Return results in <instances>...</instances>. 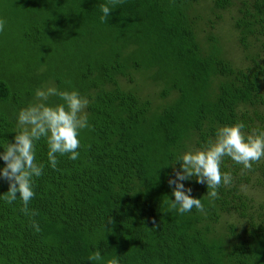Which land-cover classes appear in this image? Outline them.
Listing matches in <instances>:
<instances>
[{
  "label": "trees",
  "instance_id": "1",
  "mask_svg": "<svg viewBox=\"0 0 264 264\" xmlns=\"http://www.w3.org/2000/svg\"><path fill=\"white\" fill-rule=\"evenodd\" d=\"M199 1L123 0L102 21L108 0H0V152L41 87L86 97L91 126L80 133L79 158L58 155L55 170L46 141L36 142L45 166L29 204L37 215L0 197V264H94L88 257L96 251L119 264H264V181L252 180L264 175V159L242 172L225 157L221 171L233 184L214 201L206 184L183 181L204 213L179 214L167 203L180 154L203 148L220 126L264 130V56L235 66L216 36L201 42ZM212 1L210 28L220 19L215 10L233 6L240 46L264 37V0ZM151 82L160 89L156 103L140 90ZM242 185L262 187L263 199ZM7 192L0 179V196ZM225 216L239 227L223 228Z\"/></svg>",
  "mask_w": 264,
  "mask_h": 264
},
{
  "label": "clouds",
  "instance_id": "2",
  "mask_svg": "<svg viewBox=\"0 0 264 264\" xmlns=\"http://www.w3.org/2000/svg\"><path fill=\"white\" fill-rule=\"evenodd\" d=\"M123 0H108L101 4L103 13L101 20H105L112 12L111 6L122 3ZM6 21L0 18V32L4 31ZM50 97H58L62 103L50 105ZM36 102L20 109L17 113V128L13 142H8L0 152V160L5 167L0 169V179L7 181L8 192L2 197L6 203L12 204L19 199L22 202L21 211L30 217L37 213L29 208L34 198L33 184L44 171V164L36 159L35 144L42 138L48 146L47 160L52 169H57V156H68L70 160L79 158L82 130L91 129L87 113L84 111L89 100L81 96L76 90H59L56 87H41L35 91ZM246 125L238 121L231 126L217 128L215 137L210 138L203 148L190 150L177 157L180 169L174 170V176L168 179L169 187L174 185L172 196L168 198L170 211L179 214L190 212L193 208L204 213L201 199L193 198L191 188H185L183 181L195 178L198 184L207 185V197L210 201L219 199L218 189L223 186H232L233 177L230 172H222L221 164L225 157L234 163L242 165V172L252 171L253 164L264 159V130L253 128L250 132L244 131ZM246 186H241L245 190ZM19 194V195H17ZM112 218L107 220L112 225ZM153 225L156 221L152 220ZM32 227L39 232L35 220ZM105 228V225H104ZM106 230V228H105ZM111 229H107V231ZM94 264H119L116 257L105 260L99 251L88 257Z\"/></svg>",
  "mask_w": 264,
  "mask_h": 264
},
{
  "label": "rangeland",
  "instance_id": "3",
  "mask_svg": "<svg viewBox=\"0 0 264 264\" xmlns=\"http://www.w3.org/2000/svg\"><path fill=\"white\" fill-rule=\"evenodd\" d=\"M213 6L212 0H200L199 3L195 4L198 13L202 17V22H199V38L203 40L205 37L210 36L211 34L216 36L220 44L222 45L225 55L228 60L235 66H245L249 64L250 61L247 60V55H255V53H260L264 56V37L259 36V40L254 39L253 37L250 40V45L248 49L240 46L238 41L239 33L235 28L234 19L238 12L233 6H229L226 9L215 10L217 14L220 15V19L216 22L213 28H210L206 23L208 18H214L213 12L210 10V7ZM138 85H142L141 80H137ZM122 84V82H121ZM123 85V84H122ZM128 86V85H127ZM126 86V87H127ZM142 93L151 95L154 102H159V93L160 89L154 83H147L143 86H140ZM85 111V110H84ZM194 150V149H191ZM190 151V150H189ZM264 181V175L261 173L257 174V177H252V180L260 179ZM255 201H261L263 199V188H258L256 185L248 186L246 185L245 190ZM239 221L232 216H225L221 219V224L223 228L229 224L234 223L235 226L239 227Z\"/></svg>",
  "mask_w": 264,
  "mask_h": 264
}]
</instances>
